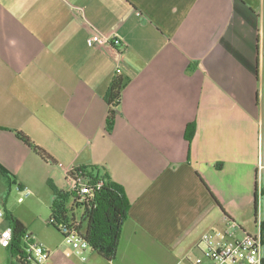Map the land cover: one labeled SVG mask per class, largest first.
<instances>
[{
    "label": "crops",
    "instance_id": "crops-1",
    "mask_svg": "<svg viewBox=\"0 0 264 264\" xmlns=\"http://www.w3.org/2000/svg\"><path fill=\"white\" fill-rule=\"evenodd\" d=\"M263 159L264 0H0V231L15 216L64 258L38 238L39 211L72 190L69 170L96 166L129 204L108 262L177 264L228 220L238 236L260 220L264 241ZM23 238L0 264H25Z\"/></svg>",
    "mask_w": 264,
    "mask_h": 264
},
{
    "label": "trees",
    "instance_id": "trees-1",
    "mask_svg": "<svg viewBox=\"0 0 264 264\" xmlns=\"http://www.w3.org/2000/svg\"><path fill=\"white\" fill-rule=\"evenodd\" d=\"M123 77L115 78L108 93V102L111 106L107 116V130L110 131L114 125L117 107L120 104L121 91L124 87ZM17 136L27 146L43 159L54 162V158L48 151L36 144L27 134L17 131ZM77 174L87 179L90 192L84 195L81 200L80 195L74 189L55 190V199L51 205V215L47 221L54 226L63 236L66 234L61 230L58 223L63 222L70 228L75 229L89 244L93 251L97 252L107 261H113L117 257L120 244L122 226L128 217L129 204L121 190L115 187L104 176L100 177V171L96 166L74 167L67 172L66 179L75 178ZM72 199V206H68V201ZM80 209V219L75 218L74 208ZM54 218L56 223H52ZM12 233L15 240L20 241L29 235L25 224L17 217L11 216Z\"/></svg>",
    "mask_w": 264,
    "mask_h": 264
},
{
    "label": "built area",
    "instance_id": "built-area-1",
    "mask_svg": "<svg viewBox=\"0 0 264 264\" xmlns=\"http://www.w3.org/2000/svg\"><path fill=\"white\" fill-rule=\"evenodd\" d=\"M137 14L140 15V12H137ZM107 40L106 35L97 33L91 36L90 43L105 44ZM261 168H264V159L261 162ZM69 181L72 189L80 195L81 200L85 194L90 192L87 179L80 174ZM28 194L29 191H26V195ZM23 199L24 197H20L19 201L22 202ZM2 215L3 211L0 210V216ZM51 222L56 223V220L52 218ZM58 225L66 234L65 239L73 245L79 254H83L90 248L88 242L75 229L70 228L63 222L58 223ZM236 229L237 224L228 220L227 226L223 230L204 233L201 239L204 249L201 254L189 258L188 261L181 264H264L262 222L257 221V231L255 233L242 230L241 235L238 236ZM6 232H10V235L5 236ZM12 237L13 233L10 228L0 231L1 246L8 247L11 244ZM23 239L25 240V248L22 259L25 264H43L49 259L50 252L42 242L30 235L25 236ZM82 257L86 258L85 256Z\"/></svg>",
    "mask_w": 264,
    "mask_h": 264
},
{
    "label": "rangeland",
    "instance_id": "rangeland-1",
    "mask_svg": "<svg viewBox=\"0 0 264 264\" xmlns=\"http://www.w3.org/2000/svg\"><path fill=\"white\" fill-rule=\"evenodd\" d=\"M76 210V209H75ZM79 214V210L76 211ZM40 216L44 219L39 223V230L41 236L38 238L45 242L48 247H55L63 245L64 258L56 259L55 254L50 255L46 264H113L103 258H96L93 254L87 253V260L83 261L82 258L77 255L75 248L69 243L63 234L57 230L54 226L49 225L47 221L50 218V209L43 207L39 211ZM196 255H191L185 259L177 261V264L188 261L189 258H194ZM176 263V262H175Z\"/></svg>",
    "mask_w": 264,
    "mask_h": 264
},
{
    "label": "clouds",
    "instance_id": "clouds-1",
    "mask_svg": "<svg viewBox=\"0 0 264 264\" xmlns=\"http://www.w3.org/2000/svg\"><path fill=\"white\" fill-rule=\"evenodd\" d=\"M8 235H10V232H6V233H5V236H8Z\"/></svg>",
    "mask_w": 264,
    "mask_h": 264
}]
</instances>
